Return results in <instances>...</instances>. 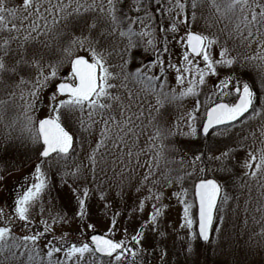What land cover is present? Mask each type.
<instances>
[{"label": "rangeland", "instance_id": "obj_1", "mask_svg": "<svg viewBox=\"0 0 264 264\" xmlns=\"http://www.w3.org/2000/svg\"><path fill=\"white\" fill-rule=\"evenodd\" d=\"M66 3L67 0H64ZM186 3L184 12L175 7L176 0H148L150 5L149 12L153 14L151 21V30L155 31L154 47L147 44L150 37L133 38L136 47L131 49L130 63L126 65V70L134 72L137 68L149 77H157L154 81L157 85L164 84V91L175 90L178 94L184 88L188 87L189 80L193 79L195 69L198 66L205 67L203 57L194 58L189 53L186 45L181 42V37L186 31L200 32L205 35H216L219 37V43L210 47L209 52L213 60H218L221 45L227 41L229 55L236 57L238 63L232 68L217 65V74H208L205 76V84L198 86V95L187 96L181 101L175 103H165L161 112L165 116L163 122L165 127H172L179 124V132L164 141L165 147L161 149L159 140H150L154 136V127L150 123V111L155 115L156 93L145 90L142 85L137 83H128V89L133 93L131 111L139 113L142 109L143 116L136 119L133 116L136 125L134 133H129L125 137V143H119V147H113V141L116 139V128H113V134L106 141V146L101 148L97 155V166L95 173V182H93L91 164L88 155L96 148L97 142L101 139V129L103 123L101 117L93 113L89 116V109L85 106L84 111L76 110L71 113V117L65 118V110L61 109V122L74 138V149L68 158L63 160L46 159L42 164V172L47 177L48 188L40 195V198L31 211L30 219L32 223L28 228H24V222L15 218L13 212L14 201L18 194H22L28 186L36 183L35 166L41 162L39 157L40 146L34 145L28 139L26 131V115L33 116L35 121L45 118L50 114L49 98L54 90V83L60 82L65 74L70 72V64L65 62L59 70L57 80L44 88L40 93V99L36 109L26 113L25 100L27 99L29 84H23L20 87H14L19 77H6L7 87L0 84V100L8 101L7 93L15 91V98L8 104L0 105V175L5 176L4 181H0V209H3V219H0V227L5 226V221H11L12 232L16 237H22L36 231L43 232L44 225L41 220H46L51 231L46 233L40 241L38 247L40 255L47 259V248L45 245L49 240L53 244L60 246L57 241L63 237V247H68L72 243L88 242L91 234H108L110 221L113 213H119L117 219V228L110 238L115 240H125L126 247L136 248L137 245L132 241V236L139 229L141 223L149 219L152 212V204L156 201L145 199L149 196V189L153 194L162 192V202L168 207L164 209L166 228L169 233L166 238L168 249L167 264H177L178 257L182 260L181 247L183 242L189 239L188 233L197 231V209L194 197L195 184L200 179H216L224 186V191L230 197L227 205L223 209L224 219L219 217L214 221L213 228L221 229L223 235L229 240V243L223 248L216 247L217 233L213 232L211 237V246H204L197 241L202 249L200 257L201 264H264V170L257 174L253 179L250 175H245L249 170L245 167V162L250 159L249 153L259 155V150L264 149V137L261 136L260 128L264 126V113L255 118L247 116L239 124L229 128L227 132L220 135L216 131L208 137L202 136V123L204 122V112L207 108L216 103L235 102L237 96L234 88L239 81L242 88L246 82L255 93L254 106L257 110L264 108V60H247L246 57L259 56L264 57V50L260 49L256 43L247 46L246 42L235 36L233 32L236 23V17L231 19L221 18L210 6L209 0H203V4L196 10V21L191 23L190 0H181ZM41 11L48 6L45 0H41ZM55 5L57 0H51ZM9 7H17L20 10L13 20L6 16L8 28L15 23L18 27L21 25V18L28 13L23 10V0H8ZM120 15L132 17L144 16L143 10L137 12L134 0H122L119 5ZM171 9V12L168 11ZM163 10V11H162ZM185 14L189 17V24H178V31L172 33L162 32L163 29H170L174 20H183ZM49 25L51 26L52 16L45 13ZM97 12H89L86 19L89 21ZM29 20L23 21L25 27L19 32H9L0 30V40L4 37L18 36V39L12 41L11 47L18 49L19 45L24 44L27 49V57L30 59L34 50L45 51L46 61H55L59 58L60 53L57 48L55 36L57 32L68 31L64 28L63 22L52 29L47 35H40L36 39L24 41L27 34V25ZM41 25L43 21H40ZM103 27L104 25L101 24ZM127 26V21H125ZM135 31L139 32L142 25L138 22L133 25ZM232 33V38H229ZM77 34L79 31L77 30ZM246 35V32H245ZM165 36L167 37L165 41ZM36 37V33H32ZM67 37H63L61 44L66 42ZM52 44L51 52L42 48L41 42ZM115 41L116 51L109 48L111 55L108 57V63L115 67L111 68L114 73L121 72L119 65L122 64L120 59V49L127 44V38L120 39L118 36L110 37L109 42ZM167 48V51H165ZM189 53L188 64L184 61L185 52ZM79 54H85L81 52ZM17 59L19 56L16 57ZM163 62L162 64L160 62ZM169 63L175 67H169ZM243 65V67H241ZM179 68L184 75L183 83L177 81V71ZM185 68H191L192 74L185 72ZM163 69V70H161ZM47 71V69H45ZM26 79L34 78V71L29 74L26 70L21 71ZM226 77H231V83L220 91V84ZM198 78V77H197ZM118 87L112 91L119 94L124 102L129 103L128 89L119 87L120 79L112 81ZM21 93L25 99H20ZM63 98V97H60ZM66 98V97H64ZM199 101L200 107L196 113L197 119L195 126L197 134L195 136L187 135L188 125L192 123L187 119V114L191 112ZM113 113L117 120H121L119 108L113 107ZM108 113H105L107 116ZM127 131V129H125ZM254 133V135H253ZM124 135V133H120ZM138 137V138H137ZM154 145V147H150ZM129 150L132 155L128 156ZM231 151L230 156L223 162L222 170L221 161L209 160V156H219L222 152ZM162 153L161 156H157ZM200 155L201 159L193 163L194 158ZM55 156V155H53ZM158 164V167H157ZM77 165L81 168V178L75 183L73 177L68 176L62 181L65 172H72ZM149 165H152L153 173L149 181L145 183L144 176L149 172ZM201 168L204 171H201ZM164 175L171 178L167 183L163 179ZM177 176H184L182 181H177ZM87 186L93 191L90 192L88 199V216L81 222L75 213L77 210L76 198L72 192L73 188L83 187L85 179ZM153 181H159L153 185ZM97 185L99 188L97 189ZM139 189V191L137 190ZM186 189V195L180 198L175 193H180ZM122 190V191H121ZM100 191L107 193V200L100 199ZM186 200L192 204V229L181 228L183 223V203ZM144 201L143 211L139 210L140 201ZM110 202L112 207L105 212V203ZM159 203V202H156ZM43 208V213H41ZM133 209H136L133 211ZM57 222L53 224V219ZM66 218V222H65ZM91 223L94 229L87 228ZM127 228V235L124 229ZM55 238V239H54ZM11 242V241H10ZM20 241H17L19 243ZM159 237L155 233L146 232L145 239L142 242L146 250L143 260L144 264H160L159 247L156 245ZM29 243V248H31ZM161 247L163 245H160ZM24 255L21 256L20 253ZM7 251L0 252V264H29L28 252L21 247L17 250L16 259L4 260L8 256ZM59 257L64 259L63 251L56 253L53 259ZM85 261L89 264H99L100 260L85 255ZM131 257L123 261V264H130ZM32 264H36L35 261ZM104 264H115V261H104Z\"/></svg>", "mask_w": 264, "mask_h": 264}, {"label": "snow or ice", "instance_id": "obj_2", "mask_svg": "<svg viewBox=\"0 0 264 264\" xmlns=\"http://www.w3.org/2000/svg\"><path fill=\"white\" fill-rule=\"evenodd\" d=\"M45 2L48 6L42 12L41 0H23L22 7L28 15L21 18V25L19 27L13 23L11 28H8L6 16H10L15 20L17 18L16 14L20 9L17 7H9L8 0H0V30L19 33L25 27L23 21L31 18V22L26 26L28 32L24 36L25 42L30 38L36 39L40 35H47L53 28L61 24V22H63L64 28L68 29V31L61 30L56 33L55 40L60 56L55 61H46L45 51L42 50H34L29 59L24 44L19 45L18 49H13L11 43L18 39V36L4 37L0 40V84H5V87H7L6 77L18 76L19 80L14 83V87L18 88L23 84L31 85L28 89L27 99L25 100L26 113L36 109L40 99V93L44 88L57 80L59 70L63 67L64 63L68 62L70 64V72L65 74L60 82L54 83V90L49 98L50 102L48 105L50 114L38 121H35L33 116L26 115L28 139L32 144L40 146L39 157L41 158V162L35 166L34 175L37 182L28 186L22 194H18L14 201V216L19 221L24 222V228H28L32 223L30 219L31 211L38 202L41 193L49 187L47 177L42 172V164L46 159H66L73 150V136L61 122V109L65 110L66 119L70 118L71 113L76 110L83 112L85 106L90 110V117L93 113L101 117L103 123V128L100 133L101 139L97 142L96 148L88 155L93 182H95L97 155L100 149L106 146V141L111 138L113 128L117 129L115 133L116 139L113 141V147L116 148L119 147V143H125V137L129 133L135 134L134 129L136 125L134 124L133 116L136 119H140L143 116L142 109L138 114L131 111L133 107L131 103L133 93L128 89L129 82L140 84L145 90L156 93L157 107L155 108V115L150 111V123L154 127V136L149 137V139L159 140L161 142L160 147L163 149L165 147L163 142L177 134L180 130L179 124L173 125L172 127L164 126L165 116L161 112V109L165 103L171 104L181 101L187 96L198 95V86L205 84L206 75L217 74V65L226 66L231 69L233 65L238 63L236 57L229 55L230 50L227 47V41L221 45L219 52L220 58L213 60L210 56L209 49L212 45L219 43V37L216 35H205L191 30L186 31L184 36L181 37V42L186 45V48L191 53L203 57L205 67L201 69L197 66L193 79L188 82V87L184 88L178 94L175 90L165 92L164 84H160L159 90L157 91V85L154 83L158 79L157 77L147 76L141 68H137L134 72L126 70V65L130 63L131 49L137 46L134 42V37L142 38L148 36L150 39H148L147 44L154 47L155 31L151 30L153 14L149 12L150 5L148 0H134L136 11L143 10L144 12L143 17L137 16L135 19L120 15L121 10L119 5L122 3V0H67L66 3L64 0H57L55 5L51 3V0H45ZM209 3L221 18L231 19L233 16L236 17L233 32L242 43L246 42L247 46L256 43L260 49L264 50V0H209ZM202 4L203 0H190L191 23H195L196 10ZM175 7L179 8L181 12H184L186 3L181 2V0H176ZM168 11L171 12V9H168ZM89 12H97L98 15L93 16L89 21L86 19V14ZM45 13L52 16L51 26ZM40 21H43L42 25ZM125 21H127V26H125ZM137 22L142 25V29L139 32L133 28V25ZM101 24L104 26L102 27ZM178 24H189L188 15L185 14L183 20H174L170 29L161 28L160 31L175 33L178 31ZM77 30L79 34H77ZM32 33H36V37H32ZM116 36L121 40L127 38V44L118 53L122 60V64L119 65L121 69L119 73L111 71V68L115 66L108 63V57L111 55L109 48L116 51L115 41L109 42V38ZM63 37H67V40L61 44ZM229 38H232V33H229ZM166 39L167 37L165 36V41ZM41 43L42 48L50 53L52 44L46 41ZM165 51H167V48H165ZM81 52L85 54H79ZM17 56H19L18 59L16 58ZM183 59L188 64L192 63L189 60V53L187 51L184 53ZM246 59L264 60V57L251 56L246 57ZM160 63L162 64L163 62L161 61ZM168 66L175 67L171 63ZM22 70H26L29 74L34 71V78L26 79L24 75H21ZM176 71L178 73L177 81L183 83L184 75L179 68ZM184 71L192 74L191 68H185ZM116 79L121 80L119 87L128 89L129 103L127 104L119 94H115L112 91L118 87L115 83H112ZM229 83H231V77H226L221 81L220 86H218L220 87L221 93H223V88L227 87ZM234 91L237 94L235 102L216 103L214 106L205 110L204 122L201 126L205 136L208 135L210 130H216L217 135L227 132L233 126L234 122H238L242 117H245V114L249 113L250 109V115L253 118L264 113V108L257 110L254 106L255 93L248 83L245 82L241 88L239 81H237ZM7 95L9 100H0V105L11 102L15 98L16 93L12 91L7 93ZM20 99H25L23 93H21ZM114 105L120 110L121 120H117L113 113ZM199 107L200 104L198 101L196 107L187 114V119L192 122L188 125L189 131L186 133L187 135L195 136L197 134L195 121ZM106 112L108 113L107 116H105ZM260 132L261 136L264 137V126H261ZM120 133H124V135ZM150 147H154V145H150ZM231 151L222 152L219 156H209V160L221 161L222 170L227 171V168L223 167V162L230 156ZM127 154L128 156L132 155L130 150ZM161 155L162 153L157 154V156ZM249 157L250 159L245 162V167L251 170L253 169V162H256L255 170L246 172L245 175H250L255 179L257 174L264 170V149L259 150L258 156L250 152ZM200 159L201 156L197 155L193 163ZM201 171L203 172L204 169L201 168ZM80 173L81 168L77 165L74 171L64 173L62 181H65L66 177L71 176L75 183L81 178ZM152 175H154L152 165H149V172L144 176L145 183L149 181ZM84 179L85 184L82 188L78 186L72 189L77 203L75 215L81 222L89 214L87 202L90 198V192L93 191V189L87 186L86 178ZM163 179L167 183L171 182V178L168 175H164ZM175 179L182 181L184 176H177ZM4 180L5 176L0 175V181ZM158 182L153 181V185ZM98 188L99 186L97 185ZM137 190L139 191V189ZM186 191V189H182L180 193H175L174 195L180 198L186 195ZM162 195V192L153 194L152 189H149V196L145 199H152L159 203L154 202L152 204L153 210L149 215V219L141 223L135 235L132 236L131 239L137 245L136 248L126 247L125 240L110 238L117 228L116 217L119 216L117 212L113 213L108 234L93 235L91 236L90 243H72L65 248L63 247L65 243L63 237L57 241L60 246L53 244L49 240L45 245L47 248L46 260L40 255L38 241L46 233L51 231L48 222L43 219L41 220V223L44 225L43 232L36 231L22 237H16L12 232L11 221L6 220L5 226L0 227V252L7 251L9 253L8 256L4 257V260L16 259L17 250L23 247L28 252L29 264H32L33 261L36 264H89L88 261H85L86 254L92 258H95L96 254H100L101 257L109 258L110 262L114 260L115 264H123V261L130 256V264H144L143 256L146 250L142 242L145 239L146 232H151L157 234L159 237V242L156 247H159L160 264H167L168 249L166 238L169 233L164 220V209L168 206L162 202ZM195 196L199 201L198 232L193 230L188 233L189 239H187L186 243L182 239V247L180 250L182 260L178 257L177 264H201L200 257L202 255V249L197 244V241L206 247L211 246L213 232L218 234L216 236L217 248H223L229 243V240L223 235L221 229L213 228L214 221L217 217L221 221L224 219L223 209L230 199L227 192L224 191V186L216 179H200L195 184ZM100 199L107 200V193L100 191ZM181 202L184 207L183 223L180 227L192 229L194 223L191 211L192 204L183 199ZM143 206L144 201L141 200L139 205L140 211H143ZM111 207L110 202L105 203V212L111 209ZM135 210L133 209V211ZM43 211V208H41V213ZM3 216V209H0V219H3ZM56 222L57 220L54 218L53 224ZM94 227L91 223L87 224V228L89 229H94ZM124 232L127 235V228L124 229ZM17 241L20 242L17 243ZM29 243L32 245L31 248H29ZM160 245L163 246L161 247ZM62 251L64 253V259H60L59 257L53 259L56 253ZM20 255L23 256L24 253L21 252ZM99 264H104L103 259L100 260Z\"/></svg>", "mask_w": 264, "mask_h": 264}, {"label": "water", "instance_id": "obj_3", "mask_svg": "<svg viewBox=\"0 0 264 264\" xmlns=\"http://www.w3.org/2000/svg\"><path fill=\"white\" fill-rule=\"evenodd\" d=\"M189 52H190V50H189ZM191 53V52H190ZM191 55L193 56V57H195V58H198L199 56H196L195 54H193V53H191ZM221 103H223V102H221ZM214 106V105H213ZM250 111H251V109L249 110V113H250ZM249 113H246L245 114V116H247ZM244 117H242L240 120H242ZM239 122V121H238ZM235 123H237V122H234V124ZM212 131H214V130H210L209 131V133H208V135L212 132ZM202 135L204 136V137H206L204 134H203V131H202ZM207 135V136H208ZM73 146H74V139H73ZM71 153V152H70ZM53 155H55V154H53ZM196 202H197V207H198V214H197V219L199 220V201H198V198L196 197ZM93 235H101V234H92V235H90L89 236V238H88V242L90 243V241H91V236H93ZM97 256H99V257H101V255L100 254H96ZM101 258H107V257H101ZM109 259V258H108Z\"/></svg>", "mask_w": 264, "mask_h": 264}, {"label": "flooded vegetation", "instance_id": "obj_4", "mask_svg": "<svg viewBox=\"0 0 264 264\" xmlns=\"http://www.w3.org/2000/svg\"><path fill=\"white\" fill-rule=\"evenodd\" d=\"M104 261H109V259H106V260H104ZM150 264H155V263H150Z\"/></svg>", "mask_w": 264, "mask_h": 264}]
</instances>
